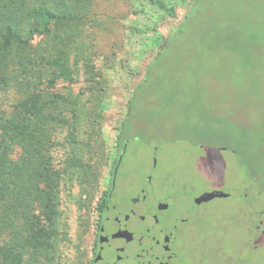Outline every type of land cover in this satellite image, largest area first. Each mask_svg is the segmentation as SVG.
<instances>
[{"label": "rangeland", "instance_id": "374dc122", "mask_svg": "<svg viewBox=\"0 0 264 264\" xmlns=\"http://www.w3.org/2000/svg\"><path fill=\"white\" fill-rule=\"evenodd\" d=\"M154 2L93 0L86 32L98 52L96 65L106 68L108 81L94 94L83 77L74 86L58 84L61 92L83 101L79 142L73 147L96 178L90 189L81 173H64L61 241L49 264L86 263L102 193L118 153V133L129 100L153 60L156 72L138 98L142 117L126 143L122 175L141 182L153 172L157 152L154 175L168 178L186 206L214 188L235 193L245 183L251 188L250 199L264 202V0H203L198 20L182 28L180 39L159 56L161 45L191 15L193 3L175 0L174 13L169 14ZM155 35L163 38L158 44H152ZM57 133L54 156L63 169L73 148L65 140L66 129ZM245 160L251 163L250 176ZM230 203L215 200L203 212ZM254 238L260 233L249 227L233 241V264H264V246L254 248Z\"/></svg>", "mask_w": 264, "mask_h": 264}, {"label": "trees", "instance_id": "16d2710c", "mask_svg": "<svg viewBox=\"0 0 264 264\" xmlns=\"http://www.w3.org/2000/svg\"><path fill=\"white\" fill-rule=\"evenodd\" d=\"M191 2V15L161 45L158 56L180 39L182 28L198 20L203 0ZM154 3L159 10L174 13L175 0ZM92 4L93 0H0V264L54 261L61 241L64 173H81L88 188L94 189L96 175L73 147L79 142L83 101L58 87L59 82L74 86L83 77L94 94L108 81L106 68L96 65L98 52L86 32ZM128 31L136 34L135 28ZM162 39L155 35L152 44ZM154 63L129 100L113 169L130 133L139 126L138 98L151 83ZM58 129H66L65 140L73 148L63 169L54 156Z\"/></svg>", "mask_w": 264, "mask_h": 264}, {"label": "flooded vegetation", "instance_id": "af4514ba", "mask_svg": "<svg viewBox=\"0 0 264 264\" xmlns=\"http://www.w3.org/2000/svg\"><path fill=\"white\" fill-rule=\"evenodd\" d=\"M156 153L153 172L141 182L138 177L131 180L130 174L121 173L125 146L116 176L117 165L105 183L85 264H212L215 260L233 264L229 257L236 244L233 241L249 227L260 233V238L253 239V247L264 246V202L250 199V186L245 183L234 189L235 193L214 188L186 206L181 191L176 192L168 178L154 175ZM244 163L250 176L251 163ZM208 193L223 195L199 200ZM215 200L231 203L219 209L213 205L203 212L209 208L206 204ZM235 222L238 225L233 228Z\"/></svg>", "mask_w": 264, "mask_h": 264}, {"label": "water", "instance_id": "95a60500", "mask_svg": "<svg viewBox=\"0 0 264 264\" xmlns=\"http://www.w3.org/2000/svg\"><path fill=\"white\" fill-rule=\"evenodd\" d=\"M122 158H123V155L120 156V158H119V161H118L117 167H116V169H115V176H116V174H117V172H118V169H119V166H120V164H121V162H122ZM222 195H223L222 193H208V194H205L204 196H202L199 200H200V201H202V200L207 201V200H210V199H212V198H214V197L222 196Z\"/></svg>", "mask_w": 264, "mask_h": 264}]
</instances>
